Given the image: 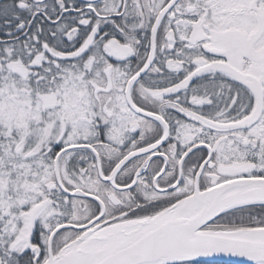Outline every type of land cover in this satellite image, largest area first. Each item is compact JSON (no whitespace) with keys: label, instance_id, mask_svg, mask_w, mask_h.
Instances as JSON below:
<instances>
[{"label":"snow or ice","instance_id":"obj_1","mask_svg":"<svg viewBox=\"0 0 264 264\" xmlns=\"http://www.w3.org/2000/svg\"><path fill=\"white\" fill-rule=\"evenodd\" d=\"M0 264H264V0H0Z\"/></svg>","mask_w":264,"mask_h":264}]
</instances>
